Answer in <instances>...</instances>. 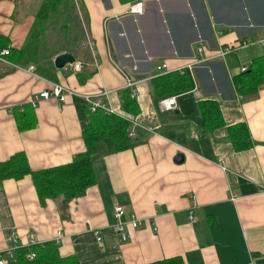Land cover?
<instances>
[{
    "label": "crops",
    "instance_id": "1",
    "mask_svg": "<svg viewBox=\"0 0 264 264\" xmlns=\"http://www.w3.org/2000/svg\"><path fill=\"white\" fill-rule=\"evenodd\" d=\"M49 1L57 2L0 0V163L25 153L39 171L70 164L86 150L90 110L81 97L31 104L54 84L82 94L109 91L102 101L118 113L129 89L138 113L126 114L129 148L116 152L111 139L98 142L96 183L83 197L42 203L31 176L3 181L0 250L29 248L34 234L80 264L174 257L183 264H264V82L242 95L234 85L247 80L264 47L219 56L222 47L264 37V0H67L78 29L59 47L46 43L51 19L39 18ZM136 2L141 15L128 12ZM54 10L57 22L61 10ZM63 53L82 69H57ZM197 60L191 73L179 74ZM168 97L175 108L162 112L158 103ZM206 102L217 105L221 126H213ZM238 124L251 142L245 150L231 139ZM115 205L124 207V241L114 230Z\"/></svg>",
    "mask_w": 264,
    "mask_h": 264
},
{
    "label": "trees",
    "instance_id": "2",
    "mask_svg": "<svg viewBox=\"0 0 264 264\" xmlns=\"http://www.w3.org/2000/svg\"><path fill=\"white\" fill-rule=\"evenodd\" d=\"M49 1L44 4L40 11V19H48L49 13L59 5L58 2ZM128 2L134 0H120ZM38 18V19H39ZM23 51V49L21 50ZM248 78L245 81H234L239 94L256 90L264 82V56L255 59L248 71ZM182 77V76H181ZM169 81L167 84H169ZM121 113L125 116H132L138 113V107L129 89H125L120 98ZM209 114L214 116V125L221 126V117L217 105L212 102H206ZM203 115V124L206 130L212 126H207V116ZM211 120L209 119V122ZM212 124V123H211ZM128 123L125 119L107 115L101 110L96 112L89 111V122L83 130V140L86 150L75 156L72 163L50 169L33 171L30 167L25 153H17L10 160L0 163V184L8 179H21L31 176L36 191L42 203L47 199H54L64 196L66 201L83 197L87 190L96 183V175L93 166V156L96 154L98 142L107 138L111 139L116 152L129 148V139L127 137ZM231 139L234 145L239 146V150H245L251 147V142L244 139V127L242 124L235 125V130L231 133ZM35 254L34 258L30 256ZM18 264H80L78 257H63L60 254L59 246L54 242H48L43 245L22 248L16 253ZM150 264H183L180 257L163 259Z\"/></svg>",
    "mask_w": 264,
    "mask_h": 264
},
{
    "label": "built area",
    "instance_id": "3",
    "mask_svg": "<svg viewBox=\"0 0 264 264\" xmlns=\"http://www.w3.org/2000/svg\"><path fill=\"white\" fill-rule=\"evenodd\" d=\"M73 2L76 5H78L79 0H73ZM128 12H129V14H132V15H141L143 13V3L142 2L133 3L132 5L129 6ZM254 44H259L262 47H264V37L262 39L256 41V42H254V43L251 41L243 40V41H239L238 43H236L234 45L222 47L220 49L219 56H224L226 54H229V53L234 52V51H238L239 49L247 48V47L252 46ZM9 53L10 52L8 50H4L2 55H8ZM200 62L201 61L197 60V61H193L191 63L186 64V66H184L182 69H180L178 71L179 74L184 75L187 72L191 73L194 66ZM73 68L75 71H80L82 69V65L79 62H75L73 64ZM165 68H166V64H163L161 66H157L158 71L165 69ZM28 70L33 71L34 67H31ZM245 70H246L245 68H242V72H244ZM132 86H133V84H131L130 81H128L127 87L131 88V90L134 94L135 90L132 89ZM108 94H109V91H106V90H103L101 93H98L97 95L82 94V93H79L78 91H76L75 89L65 87V86L60 85V84H54V85H52L50 90H45V91L39 93L38 95H35L31 99V104L33 106H36V105H38V103L41 100H49V99H57L59 101L65 102L69 96H78V97H81L85 101L87 107L89 108V110L91 112H96L97 110H101L102 112H104L107 115H114V116L129 120V118H127L124 114L114 111V109L108 103H104L102 101V97L107 96ZM175 104H176L175 97H168V98H164V99L160 100L158 103V106H159L160 111L165 112V111L173 110L175 108ZM134 124H136V123L134 122ZM123 215H124V207H122L120 205H115L114 206V216H115L117 222L114 225V230L120 236V238L124 241L127 238L126 227L128 225H125L122 222L121 218ZM190 219H192V217H190ZM129 225L131 226V228H136L138 226V223L136 220H131ZM62 238H63V233L61 231H59L56 242L59 243ZM96 240L98 242H100L101 238L97 236ZM42 244H43L42 242H39L36 239L34 234H31L29 236V244L28 245L30 247L42 245ZM17 248H18V246H16L13 249H9L7 251L0 250V264H8L10 261L17 262V257H16ZM34 256H35V254H32L30 256V258L33 259Z\"/></svg>",
    "mask_w": 264,
    "mask_h": 264
},
{
    "label": "rangeland",
    "instance_id": "4",
    "mask_svg": "<svg viewBox=\"0 0 264 264\" xmlns=\"http://www.w3.org/2000/svg\"><path fill=\"white\" fill-rule=\"evenodd\" d=\"M61 2L62 4L57 6V8L61 10L60 15H58L60 19L58 18L56 22V18H57V15H55L56 10H54L53 13H49V17L47 19V20L51 19L50 23L52 24L50 28H48L49 30L47 32L48 42L46 41V43L48 46L51 45V46L59 47V46L67 45L69 43V41L67 40H71L72 37H75L74 35L76 34V31L78 29L74 16H72L73 14L67 16L71 13V9L69 8L66 9L64 7L67 0H61ZM67 30L68 32H70L69 34L66 32ZM72 32H74V34H72Z\"/></svg>",
    "mask_w": 264,
    "mask_h": 264
},
{
    "label": "water",
    "instance_id": "5",
    "mask_svg": "<svg viewBox=\"0 0 264 264\" xmlns=\"http://www.w3.org/2000/svg\"><path fill=\"white\" fill-rule=\"evenodd\" d=\"M76 62L75 57L70 53H63L56 57L55 66L57 69H64L67 65H72ZM182 155H178L176 162L179 163L182 161Z\"/></svg>",
    "mask_w": 264,
    "mask_h": 264
}]
</instances>
